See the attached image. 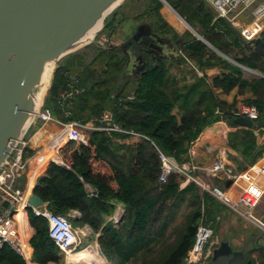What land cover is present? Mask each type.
Masks as SVG:
<instances>
[{
	"label": "trees",
	"instance_id": "1",
	"mask_svg": "<svg viewBox=\"0 0 264 264\" xmlns=\"http://www.w3.org/2000/svg\"><path fill=\"white\" fill-rule=\"evenodd\" d=\"M127 1L129 11L131 5L142 11L135 17L148 20L154 34L168 42L179 39L161 14L163 2ZM164 1L228 59L188 31L178 56L143 52L145 67L132 74L127 70V55L100 49L90 62L84 57L76 60L82 68L77 76L81 94L61 101L60 95L68 90L71 80L69 65H60L43 104L61 123H88L108 112L122 129L144 137L127 143L130 138L126 135L84 131L86 144L65 143L58 152L65 166L47 163L46 176L33 189V194L48 202L49 212L63 216L79 212L80 217L68 218L71 225L89 226L94 238L99 234L96 241L101 254L114 264H183L197 226L202 222L214 229L223 206L193 182L180 190L184 177L179 174H171L160 183L159 155L182 165L188 161L191 145L206 128L221 121L237 127L231 114L237 110L236 102L228 104L218 93L229 95L236 90L239 96L250 94L243 104L255 106L259 118L253 128L229 133L228 147L251 164L263 153L254 130L264 127V77L246 79L242 68L264 75V29L255 39L246 41L229 22L216 19L203 0ZM116 23L105 21L104 31L113 32ZM210 70L218 75L210 79ZM28 154L25 150L24 157ZM117 204L123 209L119 222H105V216H110ZM183 206L187 209L184 218L170 227ZM26 212L34 231L29 242L33 261L58 264L59 251L48 237L46 220L34 216L29 208ZM252 254L258 264H264V249L257 248ZM0 264L25 263L4 246L0 248Z\"/></svg>",
	"mask_w": 264,
	"mask_h": 264
},
{
	"label": "water",
	"instance_id": "2",
	"mask_svg": "<svg viewBox=\"0 0 264 264\" xmlns=\"http://www.w3.org/2000/svg\"><path fill=\"white\" fill-rule=\"evenodd\" d=\"M124 1L0 0V171L36 124L37 113L44 104L58 62L83 47L94 44L95 38L104 28L106 19ZM160 1L198 40L217 52L164 0ZM98 23H102L99 32L93 37L85 38ZM154 42L167 45L153 35L150 29L139 26L127 46L137 43L138 49L141 50ZM177 43L179 42H174ZM133 50L132 47L131 51ZM135 63L138 70L145 67L141 55L136 56ZM46 67L51 68V72L47 82L43 83L42 75ZM68 70L70 80L82 72L79 66ZM232 124L240 128L253 127L252 121L245 116L234 118ZM221 131V126L214 128V133ZM254 135L257 136L256 131ZM45 176L41 174L36 178L33 189L39 186ZM33 189L28 196V204L34 209L47 208L48 202L33 194ZM256 239L255 235L250 236L243 248L237 252L229 247L227 241L222 240L213 251L211 262L254 264L249 256L256 250Z\"/></svg>",
	"mask_w": 264,
	"mask_h": 264
},
{
	"label": "built area",
	"instance_id": "3",
	"mask_svg": "<svg viewBox=\"0 0 264 264\" xmlns=\"http://www.w3.org/2000/svg\"><path fill=\"white\" fill-rule=\"evenodd\" d=\"M203 1L214 13L216 19H224L231 25H236L239 18L248 13L247 16L250 18V23L240 30L241 36L246 41L255 39L264 28V0ZM78 85L79 79L75 77L71 80L68 90L60 95L61 101L81 94L82 89H80ZM231 114L234 115L235 118L239 116L248 117L252 121L253 126L254 121L259 118V112L253 105H243L237 108V110H232ZM53 121L55 120L50 109L42 106L37 113V122L47 124ZM92 130L126 135L135 142L144 138L133 131L122 129L119 125L115 124L112 115L105 112L102 117L92 119L88 123H62L61 129L50 140V144L58 141V143L53 146L54 154H57V150L67 142H76L85 145L84 131L87 132ZM25 148L26 142L23 140L20 142L18 148L14 150V154L11 156L10 161L0 171V248L6 246L23 259V261L28 260V248L20 238L17 223L19 221L18 216L25 214L29 208L34 216L42 217L46 220L48 237L58 248L59 254L66 258L73 253L83 250L81 247L83 245L82 240L87 237L88 229L86 228L84 232L75 229L69 222L68 215L53 214L49 212L47 208L34 209L28 204L30 190H25L22 187L23 172L27 165L24 158ZM159 160L161 163L159 175L160 183H164L171 174L183 176L184 181L192 180L190 172L196 168L189 166L187 163L178 165L173 159L161 154L159 155ZM52 163L64 165L60 159H52ZM223 169L224 164L222 160H217L209 172L216 175ZM239 179L243 184L239 189L237 198L234 200L229 197L223 188L217 186L208 187L205 184H200V187L214 199L227 206L243 220L264 233L263 222L253 216L255 206L264 196V157L257 163L251 165L245 174L239 176ZM76 216L79 217L78 214H76ZM113 221L114 223H118L119 219L114 218ZM212 237V228L201 222L196 228L194 243L187 252L183 264H201L206 255L205 249ZM88 248L93 249L91 246L85 249ZM94 249L97 257L100 258L102 254L98 246H95ZM104 260L106 261L105 258Z\"/></svg>",
	"mask_w": 264,
	"mask_h": 264
},
{
	"label": "crops",
	"instance_id": "4",
	"mask_svg": "<svg viewBox=\"0 0 264 264\" xmlns=\"http://www.w3.org/2000/svg\"><path fill=\"white\" fill-rule=\"evenodd\" d=\"M123 7H121L120 9H117L113 14H111L106 19V22L115 21L117 23L115 24V30L109 34L107 32H105L104 31L105 28H103V30L101 31L102 36L104 37L102 40V43H104V46H107L109 44L110 47L113 49H121V46H124V49H126V48L130 49L128 51L129 60L133 61L134 62L133 65H135L136 56L141 55L143 52L151 53V52H153V50L155 52H157V51L159 52V50H158L159 48L154 49V47H153L151 51L148 50V47L146 49L143 48V49L139 50L137 47V43H134L131 46H127V43L129 41H131L132 36L135 34L137 28L140 25L133 27V29L131 27V29H132L131 32H128L127 31L128 28H125V26L123 27L125 30H122L123 28L120 29V27L122 25H125V24L130 25L134 21L133 17L127 15L130 7L129 6H123ZM167 21L174 29H177V28L180 29L179 28L180 26L175 21L170 20V16L167 17ZM249 21H250V18L248 16H241L239 18L238 22H236V25L234 24L232 26H234L236 29H238L240 31L245 26H247ZM263 27H264V21H263ZM118 31H120L119 38L117 36L116 42H114V40H113L114 36H116L118 34ZM153 44L161 47V49H160L161 52H159V54L166 56L165 53L169 52L167 45H160L159 43H155V42ZM157 46H155V47H157ZM132 47L134 48L133 51H131ZM76 66H78V64L73 65V66H69V68L76 67ZM198 75H201V74L198 73ZM217 75H218V72L215 70L207 71V76L210 79L217 76ZM218 97L220 99L226 101L228 104H231L233 101H235L236 102L235 107L240 108L241 106L244 105L243 103L240 104V101L244 102V99L249 98L250 94L246 93L244 96H239L237 94V91L234 90L229 95H222V94L218 93ZM37 123H39V122H36V124ZM44 125H46V124H42L41 127L38 129H35V127H33L32 128L33 131L31 133L29 132V134L24 138V141L26 142L25 150H26V152L30 153V155L28 154V156L24 157L26 162H27V165H26L25 171L23 172L22 187L25 190L29 189L30 192L33 189V184H34L36 178L39 175L44 174L45 169H46V164L52 163V158H53V160L60 159L59 154H58L59 149L57 150V154H54V150H53V146L56 143H58V141H55V142L50 144V140L52 139V137H50L48 140H46L45 138H43V136L40 132V129L42 127H44ZM217 126H221L222 131L219 133H214V128H216ZM237 129H241V128L240 127L232 128L226 122L221 121V122L215 123V124L211 125L210 127L206 128L200 134L199 138L191 145V147L189 149V153H188V161L186 162L187 164H189V166L196 168V169H194L190 172V177L192 180L183 181L181 183L183 185H180V187H179L180 190H183L190 182H193L200 189H201L200 184H205L208 187L217 186V187L223 188L227 192L229 197L233 198V200L237 198L238 193H239V189L243 184L241 182V180L239 179V176H241L242 174H245L248 171L249 167H251V165L257 163L259 160H261L264 157V151H263L262 155L254 163L251 164L248 160H245L243 157H241L239 154H237L236 152H234L232 149H230L228 147L227 136L229 133H232V132L236 131ZM244 129H247V128H244ZM254 131L257 132L256 144L258 147L263 149L264 148V127L260 128L258 130L255 129ZM126 142L127 143H134L135 141L132 139H128ZM217 160H222V162L224 164V169L222 171H220L219 173H217L216 175H213L209 172V170L213 167L214 163ZM186 163H184V164H186ZM54 164H56V163H54ZM56 165H59V164H56ZM59 166H65V165H59ZM66 168L68 169L67 166H66ZM85 188L89 193H92V189L88 185H85ZM187 198H189V195L187 196ZM219 203L222 206H225L221 202H219ZM225 207H227V206H225ZM225 207H223V211L225 210ZM231 212L234 213L233 211H231ZM76 214H78V216L80 217V213L77 211H72L67 215L69 216V218L75 219V218H78L76 216ZM122 215H123L122 206L117 204V205H115L114 212L110 216H105L104 220H105V222H113L114 223L113 219L114 218L120 219L122 217ZM235 215H237V214H235ZM17 228H18V232L20 234V238L23 240V242L27 245V248H28V260L27 261L24 260V263L25 264H37L33 261V249L29 243L31 237L34 234V231L31 228V226L29 225L27 212L25 214H22L19 217V221L17 223ZM74 228L77 230H81L83 232L87 228L88 229L87 237H85L83 239V241H85L86 239H90V240L93 239L92 241L95 244L94 247L98 246L96 240H97V237L99 236V234L95 235V238H94L92 231L89 228V226L81 225V226H75ZM248 229L250 230L249 233L247 232ZM242 230L247 235L241 236L240 239L238 240L237 243H243V245L240 246L239 248H237L235 245H231L229 240L227 239L228 245H230L231 249L234 252L240 251L243 248V246L245 245L246 239H248L250 236H253V235H255L257 237V239L254 242L255 248L257 249V248L261 247L262 249H264V242L262 241L263 237L259 233L261 231H259L258 229L255 228L254 230H257V233L252 232L251 231V225L249 223L243 224ZM243 240H244V242H243ZM234 243H236V241ZM212 245H213L214 250L217 248V246H219V245H217V243H214V242ZM98 248H99V246H98ZM58 256L60 258V261L58 264H78V263H75L72 260H70V259H72L71 258L72 256H68L66 258L63 257V255H61V254H58ZM249 257L256 264L259 263L258 259L256 258L257 256H255V254H250ZM50 264H54V263H50Z\"/></svg>",
	"mask_w": 264,
	"mask_h": 264
},
{
	"label": "rangeland",
	"instance_id": "5",
	"mask_svg": "<svg viewBox=\"0 0 264 264\" xmlns=\"http://www.w3.org/2000/svg\"><path fill=\"white\" fill-rule=\"evenodd\" d=\"M127 3H128V1L125 0L118 9H120L121 7L127 5ZM141 13H142V11H138L137 9L135 10L134 7L131 5V9H130V11L128 12L127 15L133 17V20L135 22L133 21L130 25L129 24L122 25L120 27V29L125 26V28H128L127 31L131 32L133 27H136V26L140 25V26H145L146 28L150 29L151 33L153 35H156V34H154L152 32V28H151L150 22L148 20H146V19H144L142 17L141 18H139V17L136 18L135 17V15L141 14ZM161 14H162L163 18L166 21H167V17L170 16V20L175 21L180 26L179 27L180 29H178V28L174 29L173 28L178 33V36H179V39L176 40V41L179 42L177 44H174L175 41L168 42L167 39L162 38L159 35H156L158 37V39H160L165 44H167V48L169 49L168 50L169 52L165 53L166 56H168V57L169 56L171 57V55L172 56L173 55L174 56H178V52H179V49L181 47V46H179V44L180 45L182 44V39L184 38L183 36H184L185 32L186 31L190 32V31L188 30L186 25L167 6L164 5V8L161 10ZM247 15H248V13H246L244 16H247ZM167 23H168V21H167ZM249 23H250V21H249ZM131 27H132V29H131ZM107 30L111 31L112 28L109 27ZM122 30H125V29L123 28ZM119 34H120V31H118V34L116 36H114V39H113L114 42H116V39H117L116 37L117 36L119 38ZM103 38L104 37L102 36V33H100L95 38V43L94 44H91V45H88L86 47H83L79 51L66 56L61 61L58 62L57 66H60V65L61 66H63V65H65V66H67V65H69V66L76 65L75 64L77 62L76 60L78 58H81V57L85 58V62H90L91 59L94 58V56L96 55V53L100 49H104V50L112 49V50H115V49L111 48L109 44L107 46H104V43H102ZM120 54H123V53L120 52ZM141 56H142V60H143V63H144L145 60L143 58V53L141 54ZM127 58H128V61H129L128 64H127V70L129 72V74H132V73H130L132 71H135V72L138 71V68L135 66L136 63H135V65H133L134 62L129 60L128 54H127ZM99 66H100V63L96 65V67H99ZM189 66H192L194 68L195 65L189 62ZM242 70H243L244 78L249 79V80L253 79V78H258L260 76H264V75L260 74L257 71H251V70H249L247 68H242ZM199 74H201V73H199ZM241 103H243V101H240V104ZM54 120L55 121L47 123L46 125H44V127H42L40 129V132H41L43 138H45L46 140H48L50 137H53L62 127V123H61L60 120H57L56 118H54ZM41 125H42V123L39 122V123L35 124V126H33V127H35V129H38V128L41 127ZM32 131H33V129L30 131V133ZM262 150L264 151V148ZM223 207H225V206H223ZM186 211H187L186 206H183L180 209V211L178 212L175 221L171 224L170 227H172L175 224H178L179 222H181L182 219L184 218V214L186 213ZM253 216L256 217L257 219H259L264 224V196L260 200V202L255 206V208L253 210ZM245 223L248 224V222L243 220L241 217H239V216L235 215L234 213H232L228 209V207H225V210L218 216V218L216 220V225L214 226V229H212L214 234H213L212 239L210 240V242L208 243V245H207V247L205 249L206 255H205V257H204V259H203L201 264H213V262H211L212 257H213V251H214V248H213V245H212L213 242L217 243V245H219V243L221 242L222 239L225 240V241H227V239H228L231 245H235L237 248L242 246L243 243H237V242H238V240L240 239L241 236H244V235L246 236L247 235L242 230L243 224H245ZM75 225L79 226L76 223H75ZM254 229H255V227L253 225H251V231L254 232V233H257V230H254ZM249 231L250 230L248 229L247 232L249 233ZM259 233L263 237L262 241L264 242V235H263L264 233L263 234H262V232H259ZM235 241H236V243H234ZM243 242H244V240H243ZM82 243H83V245L81 247L83 249L91 246L93 249L90 250V251H95V249H94V245L95 244L90 239H86L85 241L82 240ZM229 247H230V245H229ZM100 259L105 262L104 264H114V263H111V262H109V263L107 262L106 263V261L104 260L102 255H100ZM78 264H83V263H78ZM97 264H101L100 261H98Z\"/></svg>",
	"mask_w": 264,
	"mask_h": 264
},
{
	"label": "bare ground",
	"instance_id": "6",
	"mask_svg": "<svg viewBox=\"0 0 264 264\" xmlns=\"http://www.w3.org/2000/svg\"><path fill=\"white\" fill-rule=\"evenodd\" d=\"M102 23H98L95 27H93L89 33L86 35L85 38H90L93 37L97 32H99V30L101 29ZM51 72V68L46 67L45 71L42 75V82L45 83L47 82L49 75ZM53 159V158H52ZM21 215L18 216V218ZM92 249L88 248V249H83L79 252L73 253L69 256H72L70 260H72L75 263H83V264H97L98 261H100L101 264H104V262L97 257L96 252L95 251H90Z\"/></svg>",
	"mask_w": 264,
	"mask_h": 264
},
{
	"label": "flooded vegetation",
	"instance_id": "7",
	"mask_svg": "<svg viewBox=\"0 0 264 264\" xmlns=\"http://www.w3.org/2000/svg\"><path fill=\"white\" fill-rule=\"evenodd\" d=\"M155 46H157V45H154L153 43H150L149 45H148V50H152V48L154 47V49H157V48H159V49H161V47H159V46H157V47H155ZM117 52H121V53H124L125 55H127L128 54V51L130 50V49H128V48H126V49H124V46H121V49H115Z\"/></svg>",
	"mask_w": 264,
	"mask_h": 264
}]
</instances>
